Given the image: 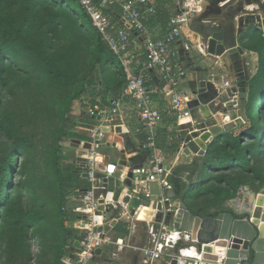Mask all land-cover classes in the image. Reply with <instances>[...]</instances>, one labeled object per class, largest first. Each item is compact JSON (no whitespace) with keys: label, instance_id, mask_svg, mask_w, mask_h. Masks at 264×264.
<instances>
[{"label":"trees","instance_id":"trees-1","mask_svg":"<svg viewBox=\"0 0 264 264\" xmlns=\"http://www.w3.org/2000/svg\"><path fill=\"white\" fill-rule=\"evenodd\" d=\"M117 11L105 12L114 17ZM240 44L258 55L257 71L248 80L244 128L210 143L204 170L211 179L189 165L176 166L167 176L175 197L187 205L188 196L211 192L210 204L191 209L201 217L232 212L224 203L251 183V174L264 183L262 172L249 163L252 156L264 158V36L245 29ZM124 82L119 61L78 0H0V96L6 95L9 105L3 109L0 100V264H66L73 254L82 232L73 227L76 213L68 200L89 185L80 182V164L62 153V142L88 139L77 126L96 124L89 109L97 98L120 95ZM18 91L28 94L33 117L14 109ZM82 94L87 97L80 99ZM31 119L33 125L43 119L39 133L25 131ZM233 167L240 168L239 176L221 175ZM32 239L40 250L36 255Z\"/></svg>","mask_w":264,"mask_h":264},{"label":"built area","instance_id":"built-area-1","mask_svg":"<svg viewBox=\"0 0 264 264\" xmlns=\"http://www.w3.org/2000/svg\"><path fill=\"white\" fill-rule=\"evenodd\" d=\"M156 1L78 0L83 11L89 16L93 27L100 34L101 40L115 55L122 67L125 82L121 96L128 97L134 102L145 136V146L150 149L148 159L133 169L132 195L148 199L150 197L149 184L157 182L160 189L157 199L163 203L166 197L161 195L163 190L170 185L166 178H162L167 173L165 154L157 147V130L162 121V113L156 105L155 97L157 95L164 97L178 121H184V123L194 121L195 123L203 120L198 112L195 114V108L190 106L191 96L183 87L186 69L181 63V56L184 58L189 56L193 48L192 33L198 35L196 31L191 30L193 21L206 11L209 3L203 5V11L200 7L188 9L189 4L184 3L178 12L169 17V24L165 31L159 36H154L149 24L157 14ZM239 2L243 0H234L226 6L223 10L224 14L236 9ZM115 7L119 8L116 20L105 12ZM247 14H249L248 11L243 9L228 21L236 23L240 29H245L246 25L242 23L245 26H239V23ZM221 17L220 15L214 16L216 19H222ZM223 20L227 21L224 18ZM107 109L115 114L118 109V100L111 99L106 108L95 105L89 109V112L97 117L103 116ZM104 138L101 132H94L90 147L86 150L85 159L77 161L82 169L81 178L86 173L85 178L89 185L85 191L75 189V192L79 194L77 199L80 205L74 211L79 229L84 235L80 240L79 252L76 254L77 260L74 263L70 262L74 254L73 250L70 258L65 260L66 264H95L98 261L97 251L105 249L112 242L106 232L96 230L97 227H105L107 223L105 216L109 210H117L125 206L107 199L106 194L104 196L96 194V183L102 180L97 178V163L94 157L100 154ZM187 142L188 140L184 139L181 149H186ZM166 145H171L170 140ZM190 154L193 156L192 153ZM109 175L111 173L107 172L103 177ZM153 219L141 220L145 222L153 244L146 252L150 261L159 258L162 254L164 243L170 237L167 226L171 225V223H166V214L155 218V222Z\"/></svg>","mask_w":264,"mask_h":264},{"label":"crops","instance_id":"crops-1","mask_svg":"<svg viewBox=\"0 0 264 264\" xmlns=\"http://www.w3.org/2000/svg\"><path fill=\"white\" fill-rule=\"evenodd\" d=\"M159 1L160 0L156 1V6L158 5ZM208 1L209 0H206L207 4L209 3ZM116 8L117 10H119L118 7ZM170 16H167V18L169 19ZM112 18L116 20V16ZM154 20H155V17L150 22L149 27H150V30L152 29V34L154 36H159L165 31V28L163 27L162 29H160V31L155 28H152ZM168 24L169 23L166 22L167 27H168ZM244 49H245V52L242 55V66L244 68L243 67L242 68H243V71L245 72L244 76H246V78L245 77L244 78H245V81L247 83V88H248V80L256 73L257 69H255V71H253L254 69L251 70L252 72L250 73L251 75L247 74L245 67L249 65L251 66V62L248 61L249 59L247 57V53H251V59L253 58V55L256 56L257 53L250 51L246 48ZM190 52L187 58H184L181 56V63L183 64L185 69L187 68L185 63L190 58ZM254 58H256L255 60L258 61L257 56ZM257 63L258 62H256V64ZM225 64L228 67L230 66L231 63L229 62V64L227 63ZM222 68L224 69V67ZM213 73H216V72L213 71ZM190 75L191 74H189L186 71V78L183 81V87L187 89L189 95L191 96L190 101H189L190 106L195 108L194 109V111H196L195 114L199 113L201 119H203L200 121H206L212 124V123H219L222 120L223 121L230 120V115L228 114L227 111H230V109L232 110V108L228 107V100L230 97L232 100L237 94V89L233 85V83L235 82L236 75H229L225 83L224 82L215 83L216 88L218 89L217 97L220 98L223 92H226L228 99L225 102L217 101L219 104H221V107H219V109H216L213 112H210L209 110L210 107L208 103L199 104L198 101L194 99V97L196 98L198 94L196 90L192 91L190 89L191 84H192L190 81L191 80ZM110 98L118 100V109L115 114H112L110 112V109H107V112L103 116H97L96 124H92V125L91 124H81L77 126L78 133L80 135L87 137L88 139L80 140L79 145H76V143L72 141L73 139L62 142V153L65 156H67L71 160L72 159H75L76 161L82 160V159H85L87 155L86 150L89 149L85 143L86 142L90 143L92 141L91 137L94 134V132L96 133L99 131L102 134H104V137H105L104 140L102 141V147L99 152L102 154H108L110 157L116 160L119 164H123V169L121 170V176L119 178L120 181H118V183L115 185L112 192L109 190L108 187H103L101 181H97L96 186H95L97 195L103 194L104 196L106 194L107 199H111V201H115V202L125 205V206L123 205L124 206L123 208L121 207L120 209H117V210H109L106 213L105 217H106L107 223L105 226L109 227V231H105V232L112 242L107 247H105V249L103 248L102 250L97 251L96 258L98 261L95 264H165V257L172 256L173 252H175L179 248H185L183 252L185 253V255H189L186 257L193 258L194 256H196L197 253H196L195 247L192 246L190 239L186 237V235H184L183 237L180 236L179 232L176 233L173 227L171 225H168L167 231L171 238L169 237V239L165 241L162 254L160 255V257L154 259L153 261H150V258L146 252L153 246V244H152V241H150L151 237L148 233V230L146 229L145 222L141 221V220H145L148 218L146 217L143 219L137 218V213L140 207L135 206L132 203L134 202L133 197H131L128 202H124V199L128 197L127 191L129 189L124 184V180L126 179V174L131 172L133 175V169L148 159L150 149L145 146V136L142 131L141 122L135 110L134 102L128 97H122L121 94L118 95L117 97L106 95L104 99L97 98L96 106L99 105L104 108L108 107L109 101L111 100ZM155 102L162 113V121L159 124L158 130H157V140H158L157 147L159 150H161L165 154V163L166 165L170 166V172L176 166L189 165L191 167H197L198 175H201L202 171H199L198 169V165L200 164V161L193 160V156L190 154V151L187 148L181 149L182 143L185 139L184 136L187 137L188 135L186 134L190 131V129H185V128L188 127V124L189 126L191 125L193 127L195 123L197 122L194 123V121L192 122L187 121L184 123V121H178L176 119L175 113L170 109L168 102L161 95H157L155 97ZM218 103H215V105ZM204 109H207L209 111L210 115L208 117H211V118L208 119V117L204 116V112L202 111ZM198 129L199 127L197 128V130ZM236 129H239V127L233 130H236ZM184 130H186L187 132ZM198 131L202 132L201 130H198ZM169 140H170L171 145L167 146L166 143ZM170 172H168V175L170 174ZM187 175L188 173H184L185 177ZM198 175L195 177V179L199 178ZM132 188L133 187L131 185L130 189ZM168 188L172 189L171 186ZM244 188L247 191L246 187ZM118 190H119V193H117ZM251 193L255 197L259 195L256 193V190L249 191L246 194L247 196L246 197L244 196L247 199V201L249 200L248 197L250 196ZM161 196H164V194L162 193ZM176 199H179V198H176ZM238 199L240 200V198H235V199L231 198V200L229 201V205L225 204V206H228V207L233 206L236 209H238L236 206V203H233L235 200H238ZM247 203H249V201ZM79 205L80 203L78 199L75 196L71 195L68 200V206L75 209L76 207H79ZM188 208L190 210L198 209V208L196 209L192 208L191 206L190 207L188 206ZM148 213H151L150 209L147 210L146 214L148 215ZM159 216H161L160 212H156L153 214L154 219ZM148 220H151V219H148ZM255 220L259 221V217H255ZM166 223L168 224L171 223L169 221V218H167ZM73 227L80 231L77 219L74 220ZM172 234H177L176 239H172ZM32 252L34 255L39 253L40 250L38 249V246L33 247L32 245Z\"/></svg>","mask_w":264,"mask_h":264},{"label":"water","instance_id":"water-1","mask_svg":"<svg viewBox=\"0 0 264 264\" xmlns=\"http://www.w3.org/2000/svg\"><path fill=\"white\" fill-rule=\"evenodd\" d=\"M233 1L230 0L228 5ZM243 2H249V0H243ZM207 8L212 10V7ZM224 9L223 7L222 10ZM202 14L198 17L200 18ZM191 28L200 34L202 39L204 36H209L210 43L215 45L216 48L220 46V49H217L215 53L216 56L225 55L237 73L235 76L237 94L228 103V107L232 108V110L227 111L230 115V120H222L219 123L212 124L206 121H199L193 127L188 124L189 128H185L190 129L186 134L188 136H184L188 140L186 148L193 154V160L200 161L198 169L202 171L207 162L208 147L213 139L224 132H229L239 127L247 120L248 88L242 68V55L245 49L240 44L241 35L246 28L240 29L232 21L216 18H208L199 22L194 20ZM218 51L220 52L219 54ZM198 127V130L208 132V139L200 138ZM72 141L76 145L80 144L79 139H73ZM85 144L88 148L90 147L89 142ZM94 160L97 163V178H101L103 187H108L112 192L115 185L120 181L123 164H119L108 154L102 153L96 155ZM165 169L167 173L162 178H167L170 166L165 165ZM107 172H110L111 175L103 177ZM82 176L80 182L86 184V173ZM131 178L132 173H127L124 184L129 189L127 191L128 197L124 199V202H128L133 197L134 202L132 203L140 207L137 218L143 219L139 217V212L142 208H145L146 211L148 209L151 210V213L146 216L148 219H152L153 214L156 212H160L161 215L166 214V219L169 218L173 229L179 232L182 237L186 235L190 239L192 246L195 247L197 254L193 258L186 257L189 255H185L183 252L185 248H179L173 252L172 256L165 257V264H264V207L259 221L255 220L257 216L254 212L255 204L253 205V203H248L249 206L245 210L230 207L232 212H221L216 216L201 217L195 215L183 200L176 199L171 188L163 190L166 199L163 203L159 201L157 196L160 195V189L157 182L149 184L150 197L148 199L134 197L130 189ZM256 193L264 195V188ZM96 230L109 231V227H97ZM79 247L80 240H76L74 242V254L70 260L71 263L77 260L76 254L79 252Z\"/></svg>","mask_w":264,"mask_h":264},{"label":"rangeland","instance_id":"rangeland-1","mask_svg":"<svg viewBox=\"0 0 264 264\" xmlns=\"http://www.w3.org/2000/svg\"><path fill=\"white\" fill-rule=\"evenodd\" d=\"M200 0H160L158 5H157V15L155 16V20L153 23V27L157 30L160 31V29L163 28V22L166 20L167 16H170L180 10L182 5L184 3L189 4L188 9H195L197 7H200V9L203 8V3ZM208 7H212V10H209V8L206 7V11L200 16V18H196L195 21H201V20H207L208 18H214V16H222L221 18L228 19L234 18L236 14H238L239 11L241 10H247L249 14L245 16L242 22L239 23V26H245L246 29L250 28H256L259 29V31L262 32V35L264 36V0H249V2H239L237 5V8L234 9L232 12H229L227 14H224L222 8H226L230 0H209L208 1ZM166 12V13H165ZM222 12V13H221ZM164 14H167L166 16ZM232 16V17H231ZM244 23L245 25H243ZM191 30H193L191 28ZM198 36V37H197ZM192 40H193V48L191 49L190 52V58L189 60L185 63L186 64V71L191 74L190 75V81H191V87L190 89L192 91L196 90L198 96L194 99L198 101L199 104L203 103L209 104L210 107V112L215 111L216 109H219L221 107V104H219L217 101L225 102L228 97L226 92H223L222 96L220 98L217 97V91L218 89L216 88L215 83H221V82H226L228 79L229 75H237L233 65L230 64V66H226L225 63L229 64L228 58L225 57V55H219L216 56V51L217 49H220V46L217 48L215 47V51L211 52L209 51V36H204L203 39H201L200 34L192 33ZM220 52L218 51V54ZM258 58V55H256ZM253 55V58L256 57ZM248 61L251 62V66H246L245 70L248 75H251L250 73L251 70L255 71L257 69V60L256 58L251 59V53H247ZM225 60V61H224ZM221 67H220V66ZM224 67V69L222 68ZM243 67V66H242ZM244 68V67H243ZM216 72V73H213ZM214 74V75H213ZM243 75H245V72L243 71ZM246 78V76H244ZM215 81V82H214ZM219 81V82H218ZM234 87L235 82L233 83ZM222 90V89H221ZM18 95L15 97L14 100V105L15 108H21L23 111L27 112L28 116L27 117H33L34 113L32 111V108L29 107V103L32 102L31 100L28 99V94L24 91L17 92ZM87 97L85 94H82L80 99H85ZM0 100L3 101L2 108L4 109L9 107L7 105L8 103V97L5 96H0ZM231 101V97L228 100V103ZM215 103H218L215 105ZM207 106V105H206ZM34 119H31L30 124L25 128V131L27 133L34 134L39 133L41 131L42 124H43V119L38 120L36 122V125H33ZM244 124H241L239 126V129L232 130L234 135H239L242 131V128H244ZM247 127V125H246ZM39 139V137H37ZM243 140V145L244 146H249L250 145V140L247 137H242ZM67 143V142H66ZM67 146V144H66ZM264 156V154H263ZM249 163L252 167L253 170H259L262 172L263 177H264V158L262 159H254L252 158L249 160ZM204 168V167H203ZM220 172H218L219 174ZM217 174V173H216ZM225 175L227 178L230 177H237L240 174V168L239 167H233L230 171H225L221 172V175ZM202 176L204 177H210L211 179V172L208 170H202ZM251 180V183L242 185L238 187L237 192L235 193L233 199L235 198H240L241 201L244 203H247V199L245 198L247 193L249 191H259L260 189L264 188V183H262V180L256 177L255 173L251 174L249 177ZM15 180H18V175L15 176ZM209 187L208 189L211 188V182H209ZM246 187L247 191L245 190L244 187ZM252 188V189H251ZM243 192V193H241ZM245 196V197H244ZM231 199L226 200L224 204L229 205V201ZM187 203L189 206L192 208H199L202 207L203 205L210 204L211 203V192L207 193V190L203 192H198L197 195L195 196H188L186 199ZM233 207V206H232ZM31 243L33 247H37V241L34 239L31 240ZM182 244V243H180ZM33 262L35 259L32 260ZM25 262H15L13 264H24Z\"/></svg>","mask_w":264,"mask_h":264},{"label":"bare ground","instance_id":"bare-ground-1","mask_svg":"<svg viewBox=\"0 0 264 264\" xmlns=\"http://www.w3.org/2000/svg\"><path fill=\"white\" fill-rule=\"evenodd\" d=\"M203 4H205V5H207V2H206V0H203V2H202ZM204 9H202L201 11H203ZM200 11V12H201ZM210 43V42H209ZM219 48V47H218ZM212 51H211V50ZM209 51H211V52H214L215 51V45H213V44H209ZM225 61V60H224ZM203 112H204V116L205 117H208L209 115H210V113H209V111L207 110V109H204V110H202ZM209 118V117H208ZM211 118V117H210ZM198 133H199V136H200V138H202V139H208V137H209V134H208V132L207 131H204V132H200V131H198ZM257 192V191H256ZM119 193V192H118ZM249 196V195H248ZM249 198V203H253V205L255 204V215L257 216V217H260L261 215H262V212H263V207H264V195L263 194H261V193H259V195L257 196V197H255V196H253V194L251 193L250 194V196L248 197ZM233 203H236V206H237V208L239 209V210H245L248 206H249V204L247 203V204H245L243 201H241V200H235ZM253 205H251V206H253ZM254 207V206H253ZM147 213V211H146V209L145 208H142L141 210H140V212H139V217L140 218H145L146 217V214ZM174 232V231H173ZM176 237H177V234H172V239H176ZM171 238V237H170Z\"/></svg>","mask_w":264,"mask_h":264},{"label":"flooded vegetation","instance_id":"flooded-vegetation-1","mask_svg":"<svg viewBox=\"0 0 264 264\" xmlns=\"http://www.w3.org/2000/svg\"><path fill=\"white\" fill-rule=\"evenodd\" d=\"M224 212H226V211H224Z\"/></svg>","mask_w":264,"mask_h":264}]
</instances>
